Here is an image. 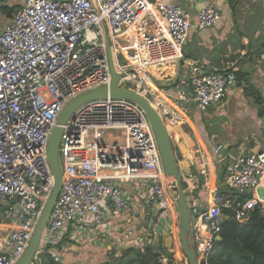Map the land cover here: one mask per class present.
Here are the masks:
<instances>
[{"label":"built area","instance_id":"obj_1","mask_svg":"<svg viewBox=\"0 0 264 264\" xmlns=\"http://www.w3.org/2000/svg\"><path fill=\"white\" fill-rule=\"evenodd\" d=\"M192 18L165 0L21 1L0 28V221L9 225L0 264L22 258L52 193L47 146L62 110L83 94L108 88L111 67L118 88L146 99L165 127L182 126L166 82L151 69L178 66L190 30L214 27L221 11L211 5ZM235 84L229 71L195 73L176 99L204 112L220 106ZM61 128L62 187L35 264L68 231L77 233L88 217L99 223L102 203L111 202L118 211L126 208L127 193L115 182H141L152 203L163 209L176 206L174 179L164 174L154 133L136 103L109 96L88 101ZM109 133L116 136L113 142L100 139ZM169 137L178 143L179 137ZM213 156L209 162L198 145L192 148L197 175L183 179V184L195 180L193 188L184 190L193 197L191 246L200 264L225 221L244 224L254 211L264 214V152L232 158L224 144L216 143ZM215 164L225 168L221 181L211 173ZM197 191L205 193L204 201L197 199ZM175 260L173 254L160 262L187 264L185 258Z\"/></svg>","mask_w":264,"mask_h":264},{"label":"crops","instance_id":"obj_2","mask_svg":"<svg viewBox=\"0 0 264 264\" xmlns=\"http://www.w3.org/2000/svg\"><path fill=\"white\" fill-rule=\"evenodd\" d=\"M21 1L0 0V28L9 22ZM165 1L181 6L193 21L208 6H218L221 11L214 27L190 30L178 66L151 69L166 82L167 97L182 119V126L175 129L178 143L173 145L180 166L197 175L191 159L185 160L179 151L180 143L186 145L190 158L192 148L198 145L209 162H214L216 143L224 144L232 158L264 152V0ZM214 71H229L239 78L220 106L200 112L194 103L177 101L179 88L189 87L195 73ZM219 118L227 119V124L214 123ZM106 135L111 142L115 140V135ZM224 170L220 165L212 166L216 181L222 180ZM114 184L127 193L126 208L118 211L111 202L102 203L99 223L88 217L77 233L68 231L60 242L45 249L36 264H117L125 251L147 247L161 257L175 254V262H183L176 206L163 209L152 203L141 182ZM194 186V179L185 180L184 188ZM197 192V199L204 201L205 193ZM8 231L9 225L0 221V245Z\"/></svg>","mask_w":264,"mask_h":264},{"label":"water","instance_id":"obj_3","mask_svg":"<svg viewBox=\"0 0 264 264\" xmlns=\"http://www.w3.org/2000/svg\"><path fill=\"white\" fill-rule=\"evenodd\" d=\"M112 81L108 88L103 87L92 92L83 94L70 101L62 110L56 127L53 129L48 146L47 158L54 176V185L52 193L43 209L42 215L32 236L30 245L22 258L16 264H33L39 254L42 232L45 229L51 211L56 203L57 197L62 187V171L59 160V142L62 132V126L66 123L70 115L80 105L106 97L126 99L136 103L144 112L146 119L154 133L156 144L161 158L162 167L166 177L174 179L173 192L176 198V209L179 218V240L182 253L187 261V264H200L196 260L194 249L192 248L191 229H190V212L192 211L191 202L193 197L184 190L183 179L190 175V168L180 166L181 163L177 160L173 143L166 131L165 124L156 110L140 95L132 90L121 89L116 86L118 77L115 75L111 67ZM236 83H239V78H236ZM264 121V120H263ZM179 151L185 160H190L188 149L184 143H180ZM187 162V161H186ZM199 213V212H198ZM221 237H217L216 242H220Z\"/></svg>","mask_w":264,"mask_h":264},{"label":"trees","instance_id":"obj_4","mask_svg":"<svg viewBox=\"0 0 264 264\" xmlns=\"http://www.w3.org/2000/svg\"><path fill=\"white\" fill-rule=\"evenodd\" d=\"M220 237L221 241L214 244L206 262L201 264H264V214L256 210L244 224L225 221ZM160 260V254L147 247L125 251L117 264H162Z\"/></svg>","mask_w":264,"mask_h":264},{"label":"rangeland","instance_id":"obj_5","mask_svg":"<svg viewBox=\"0 0 264 264\" xmlns=\"http://www.w3.org/2000/svg\"><path fill=\"white\" fill-rule=\"evenodd\" d=\"M227 119H225V118H219V119H216L215 121H214V123H221V124H223V123H225V124H227ZM227 126V125H226ZM100 139L102 140H108V136L106 135V134H102L101 136H100ZM176 158H178L179 159V155L178 154H176Z\"/></svg>","mask_w":264,"mask_h":264},{"label":"bare ground","instance_id":"obj_6","mask_svg":"<svg viewBox=\"0 0 264 264\" xmlns=\"http://www.w3.org/2000/svg\"><path fill=\"white\" fill-rule=\"evenodd\" d=\"M166 131H167L168 135H170L172 138H174V139L177 138V133L171 126H166Z\"/></svg>","mask_w":264,"mask_h":264}]
</instances>
